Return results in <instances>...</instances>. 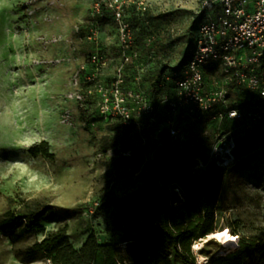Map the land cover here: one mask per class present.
Returning a JSON list of instances; mask_svg holds the SVG:
<instances>
[{"label":"rangeland","instance_id":"374dc122","mask_svg":"<svg viewBox=\"0 0 264 264\" xmlns=\"http://www.w3.org/2000/svg\"><path fill=\"white\" fill-rule=\"evenodd\" d=\"M105 1L0 0V264H53L54 239L61 233L76 249L91 234L101 243L127 247L131 235L126 230L136 220H128L109 200L125 199L131 212L136 200L143 201L139 189L144 177L123 163L129 156L121 142L124 130L104 122L87 127L80 107L68 100L73 72L93 49L77 29L98 22V3L105 10L100 16L101 43L114 50L111 30L116 25ZM124 1L125 20L135 34L155 36L151 44L155 53L135 62L146 79L141 89L152 95L162 72L191 55L203 0ZM141 1L148 6L145 14L138 9ZM39 38L57 41L42 44ZM56 58L61 60L58 66L39 64ZM156 95L164 121L163 92ZM243 96L249 98L243 90L232 93V103L242 106ZM66 112L72 114L73 125L63 122ZM236 127L233 121H217L213 113L198 129L201 139L190 129L188 141L209 157L215 134ZM238 136L215 232L228 227L251 241L264 233V129L246 136L243 130L232 134ZM34 147L49 156L32 154ZM213 163H208L206 173ZM224 251L219 240L206 237L196 244V262L206 264ZM173 261L182 264L174 257ZM250 264L264 262L254 257Z\"/></svg>","mask_w":264,"mask_h":264},{"label":"built area","instance_id":"2783aa9c","mask_svg":"<svg viewBox=\"0 0 264 264\" xmlns=\"http://www.w3.org/2000/svg\"><path fill=\"white\" fill-rule=\"evenodd\" d=\"M124 2L105 1V8L111 11L116 25L111 30L116 40L112 52L101 43L104 27L99 20L77 29L86 43L95 47L73 72L68 100L81 110H96L87 115L97 112L103 122L120 126L127 131L129 139L143 147L150 140L159 143V136L167 132L174 146L184 150L189 142L190 125L200 129L215 113L217 121L230 120L237 127L216 133L214 152L209 154L206 164L201 158L196 159L193 171L206 172L210 161L230 162L235 147L232 134L238 130L264 129V0H203L198 13L203 20L190 60L172 73H165L160 81L163 88L174 85L173 95L165 93L160 101L161 107L168 110L164 121L159 117L160 107L140 87L145 83L143 72L139 70L133 86L128 80L140 52L135 30L125 20ZM147 7L144 1L139 2L138 9L144 14ZM210 11L213 15H208ZM96 13L103 15L100 3L96 5ZM39 41L52 44L57 40L39 38ZM151 43L149 39L147 45ZM60 63L58 58L39 62L57 66ZM209 67H213L214 73H209ZM242 90L249 98H241L242 106L239 102L232 103L229 96ZM92 119L88 118V123L92 122L90 126L94 127ZM63 122L73 125L70 112L64 114ZM154 153L155 150L145 153L146 162L154 158ZM197 243L193 245L195 256Z\"/></svg>","mask_w":264,"mask_h":264},{"label":"trees","instance_id":"16d2710c","mask_svg":"<svg viewBox=\"0 0 264 264\" xmlns=\"http://www.w3.org/2000/svg\"><path fill=\"white\" fill-rule=\"evenodd\" d=\"M97 19L104 23L100 16ZM202 20L203 16H199V24ZM154 37L152 34L145 37L135 34L137 50L140 52L139 58L144 54L149 56L155 53V47L147 45L149 39H152L153 43ZM143 40L146 41L145 44ZM90 45L93 48L90 52L92 53L95 46ZM190 58L191 55L186 56L178 67L162 72L158 83L152 86L155 92L149 94L155 105L158 99L156 94H159L160 90L163 95L165 93L173 95V84L160 87L163 75L177 70ZM138 73L139 68L134 63L128 78L132 86ZM209 73H214L213 67H209ZM157 88L160 90L158 91ZM229 99L232 100V97L229 96ZM90 111L82 110L81 113V118L87 127L92 123H88V118L91 117L95 125L103 122L97 112L88 116L87 113ZM165 111L168 113V110ZM227 122L232 121L227 120ZM190 129L200 140L198 126L190 125L188 130ZM261 130L263 129L245 131L244 135ZM240 136L235 137L236 141ZM121 142L124 146L123 152L129 155L123 159L125 167L135 173L141 172L144 177V184L139 189L143 201L136 200L131 212L128 211L125 199L109 200L115 210L125 215L128 220H136L126 230L131 235L126 242L127 247L124 249L120 244L101 243L95 234H91L83 246L76 249L68 236L61 233L54 239L51 262L53 264H173L174 257L182 264H197L193 245L216 230L217 207L223 194L227 170L232 162H214L209 173H194L196 159L201 158L206 164L208 157L191 142L187 143L184 150H179L171 142L167 132L159 136L160 144L158 141L150 140L148 145L143 147L135 140L129 139L127 131L124 132ZM153 150H155L154 158L146 162L145 153ZM31 153L49 156L48 151L43 152L39 147H34ZM230 231L232 234L237 233L235 230L230 229ZM238 242L236 250L224 256L217 255L210 258L207 264H250L254 257L264 262V233L251 241L239 237Z\"/></svg>","mask_w":264,"mask_h":264},{"label":"bare ground","instance_id":"6f19581e","mask_svg":"<svg viewBox=\"0 0 264 264\" xmlns=\"http://www.w3.org/2000/svg\"><path fill=\"white\" fill-rule=\"evenodd\" d=\"M225 229H223L221 231H217L215 233H212L208 237L210 239L219 240L222 243L223 248L225 250L223 254L226 255L230 252H233L234 250H236L238 248L239 236L237 234H232L231 231H229L228 227H226ZM222 233H227V235H221ZM230 237H235L236 239L233 240V239H230ZM200 259H201L202 263L206 261L205 258L202 256Z\"/></svg>","mask_w":264,"mask_h":264},{"label":"snow or ice","instance_id":"6c2138e0","mask_svg":"<svg viewBox=\"0 0 264 264\" xmlns=\"http://www.w3.org/2000/svg\"><path fill=\"white\" fill-rule=\"evenodd\" d=\"M221 235H227V233H222ZM230 239H236L235 237H230Z\"/></svg>","mask_w":264,"mask_h":264}]
</instances>
